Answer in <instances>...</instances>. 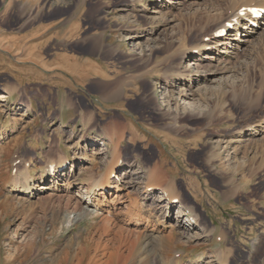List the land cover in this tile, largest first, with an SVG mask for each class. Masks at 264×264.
I'll return each mask as SVG.
<instances>
[{"label": "rangeland", "instance_id": "rangeland-1", "mask_svg": "<svg viewBox=\"0 0 264 264\" xmlns=\"http://www.w3.org/2000/svg\"><path fill=\"white\" fill-rule=\"evenodd\" d=\"M165 1L0 0V264H264V28L229 58L190 53L227 8L257 3ZM67 59L101 73L54 71ZM51 164L63 176L43 180ZM23 171L38 186L27 196L12 191ZM112 173L121 183L83 217L78 194ZM168 186L171 209L157 202ZM149 187L146 228L125 214ZM181 207L197 225L177 223ZM153 228L172 241L138 244Z\"/></svg>", "mask_w": 264, "mask_h": 264}, {"label": "bare ground", "instance_id": "bare-ground-1", "mask_svg": "<svg viewBox=\"0 0 264 264\" xmlns=\"http://www.w3.org/2000/svg\"><path fill=\"white\" fill-rule=\"evenodd\" d=\"M251 1H254V2L256 1L257 5H251L250 9L253 8V7L256 8V9H258V8H263L264 9V0H251ZM165 3H166V5L163 4L162 8L163 7H167L169 5L174 6V4H173L174 0H166ZM236 5L237 4H235L232 8H227V10L224 13V16H225L224 22L222 24H220V26H218L215 29L216 31L214 30L215 33H217L220 30H223V29L227 30V34L225 35V37L224 38H216V37H214L212 42H210L208 44H203L202 46L194 48L192 51L190 50L191 56L197 55V54L198 55L205 54V56L207 57L210 54H212L213 52L219 51V54H220L221 58H226V57L229 58V57H231V54H234V50L239 49L240 46L249 45L252 42L253 35L254 34H258L257 31L259 32V30H263V28H264V17L254 18L251 15V13H249L248 11L245 12L244 16H241L240 15L241 9L240 10L236 9V7H235ZM178 7H180V5H177L176 8H178ZM157 12L158 13H162L160 10H158ZM231 23H233L232 30H230V28H227V25L231 24ZM194 52L197 53V54H195ZM87 63H89V62H87ZM86 65H87L88 69H92L91 71H88L89 73L96 74V75L101 73V70L98 71L99 68H95L94 65H91V66H90V64H86ZM181 76H183V77H181L182 78L181 80H185L186 79L185 76H187V78L190 79L189 73L187 75L184 74V75H181ZM73 80L77 81V80H75V78H73ZM79 80H81V79H79ZM62 82L63 83H69V81H67V80H63ZM103 89L104 90L101 93V96L105 100H114L116 98V96L118 95L117 88H116V86H113L112 83L111 84H108V83L104 84ZM31 107L32 106H27L26 105V113H28V112H30L32 110ZM259 127L264 129V123L261 124ZM256 131L257 130H254V132H256ZM108 140L110 141L111 138H109ZM113 142H115V141H113V140L110 141V143H113ZM99 150L100 149H93L90 153L93 154V155L94 154L97 155ZM230 154L231 153H229V152L227 153V157L228 158H229ZM230 160H231V158H230ZM64 161L62 162L61 166H63ZM118 164H120V162ZM57 167L54 166L53 164L47 165L46 169L42 173V179L44 180V179L49 178L51 176H53L55 178L62 177L63 174L59 172V170H58L59 166H57ZM133 173H136V171H134ZM117 178H119L118 175L116 173H112L111 174V179H114V180L107 181L105 184L102 183V182H95V183L91 184V186L88 187L86 189V191L81 192V194H78V197L81 198L80 204L82 203L84 205V208H83L84 210L82 209L83 210L82 211L83 217H85V215H88V214H91V216L92 215L93 216H97V215L100 214L102 209L100 208L101 205L98 202L99 201V197L104 195L105 190H107L106 187H118L119 186V182L121 183V181H119V179H117ZM150 182H151V180H150ZM157 184H159V183H157ZM150 185H151V187L156 186V185H153V184H150ZM37 187L38 186L34 182L30 181V176L26 173V171H23V172H20L19 175L15 178V180L13 182L12 191H17L19 194L27 196V195H31L32 191L35 190ZM151 187H149L144 192H142L143 196L140 198L142 202L134 201L132 203V205H131L132 209L130 211H127L126 214H125L126 216L132 218L131 220L134 221L133 223L135 225L146 224V228L148 226H152L153 225V218H154L153 209L147 210V208H146V201L149 198H151V195L153 193L152 192L153 189H150ZM168 187H166L167 189L161 190V192L159 194V199H158L157 202L165 203L166 204V206H165L166 209L167 208L171 209L172 208L171 205H174V203H178V199H177L178 197L175 195V193L171 189H168ZM41 189L44 192L52 191V190L56 189V185H53V184H48L47 185L46 184ZM122 190L123 189H118L116 194H114L112 196L113 197L112 200H107L106 196H104V202H106V201H109V202L120 201L122 196L119 195L118 193H120V191H122ZM231 190L232 189H230V191ZM134 211H136V213H137L136 215L133 214V213H135ZM184 218L187 219L186 221L189 223V226L193 225V224H196V223H194V222L197 221L196 217H195V213L192 210H189L187 208L181 207V208H179L177 210V217H176L177 223L183 224ZM153 229H154L153 230L154 232H150V233H149V230L144 229L145 233L142 232L141 235H138L137 243L138 242L140 243V241L142 240L144 245L147 246V248H148L150 246L149 244L153 240L154 241L158 240L159 242L168 241V243H170L172 241V238H169L168 236L156 237L155 234H159L160 231H158L156 228H153ZM257 241L258 240H255L253 242V248H255L257 246ZM144 251H145V248H144ZM150 253L152 254V250H150ZM151 254H148V255H150V257H152Z\"/></svg>", "mask_w": 264, "mask_h": 264}, {"label": "crops", "instance_id": "crops-1", "mask_svg": "<svg viewBox=\"0 0 264 264\" xmlns=\"http://www.w3.org/2000/svg\"><path fill=\"white\" fill-rule=\"evenodd\" d=\"M31 55V54H30ZM29 55V56H30ZM38 56H40V55H38ZM38 56H33L32 55V57H31V59L32 60H35V61H38L37 59H38ZM68 60V59H67ZM88 61H85L84 63H83V65H82V68H77V66H75V61H71L70 59L67 61V63H64V67L63 66H61L60 64H58V65H56V68H54V69H56V70H54V71H60V72H62V73H65V74H71L72 76H74V75H78L79 77H85V76H88L89 74L91 75V73H89L88 71H91L92 69H88V67H87V65L86 64H90V66L91 65H95L94 63H87ZM33 63H35L34 61H33ZM38 63H35L34 65H37ZM45 66V65H44ZM52 66V65H51ZM66 68H68L67 70H66ZM71 70V71H70ZM54 71H52V72H54ZM85 72V73H84ZM55 73V72H54ZM80 73L82 74V75H80ZM85 74V75H84ZM84 75V76H83ZM52 78H54V79H58V78H56V73L52 76ZM111 84V83H109V82H106L105 84ZM103 89V88H102ZM65 112L62 110L59 114V116L60 117H62V119H63V114H64ZM70 114H73L72 112L70 113ZM61 115H63V116H61ZM114 124H116V123H114ZM109 125H112V124H109ZM108 125V126H109ZM107 127V126H106ZM105 127V129H107ZM117 130H118V128H117ZM107 131V130H106ZM108 132H110V131H108ZM234 181V180H233ZM167 182V181H166ZM165 183V182H164ZM236 185V184H235ZM231 186H234V183H231ZM231 189V188H230ZM230 189H226L224 192H218V194H223V193H226L227 195L228 194H230V195H233V192L235 191L234 189L235 188H233V190H231L230 191ZM236 189H238V188H236ZM224 195V194H223Z\"/></svg>", "mask_w": 264, "mask_h": 264}]
</instances>
